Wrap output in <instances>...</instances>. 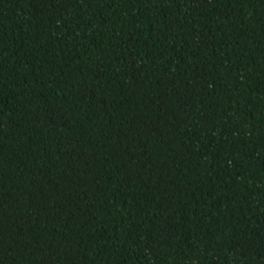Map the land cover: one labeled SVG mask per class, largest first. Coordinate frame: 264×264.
I'll use <instances>...</instances> for the list:
<instances>
[{"label": "trees", "instance_id": "obj_1", "mask_svg": "<svg viewBox=\"0 0 264 264\" xmlns=\"http://www.w3.org/2000/svg\"><path fill=\"white\" fill-rule=\"evenodd\" d=\"M0 264H264V0H0Z\"/></svg>", "mask_w": 264, "mask_h": 264}]
</instances>
